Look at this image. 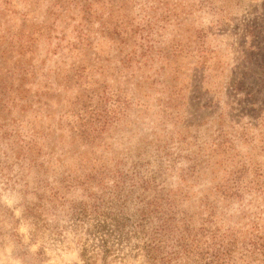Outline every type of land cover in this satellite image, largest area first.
<instances>
[{
	"label": "rangeland",
	"instance_id": "1",
	"mask_svg": "<svg viewBox=\"0 0 264 264\" xmlns=\"http://www.w3.org/2000/svg\"><path fill=\"white\" fill-rule=\"evenodd\" d=\"M11 1L1 34L47 27L22 58L34 69L24 98L0 111V264H146L145 239L123 238L115 223L129 217L134 233L139 199L156 193L176 197L197 227L214 206L220 226L245 230L264 216V189L228 206L220 192L264 168V0H132L136 23L149 25V55L104 35L95 14L92 46L83 45L71 1ZM78 1L108 13L104 0ZM82 61L99 68L88 64L79 86L68 69ZM244 209L249 219L236 217Z\"/></svg>",
	"mask_w": 264,
	"mask_h": 264
},
{
	"label": "trees",
	"instance_id": "2",
	"mask_svg": "<svg viewBox=\"0 0 264 264\" xmlns=\"http://www.w3.org/2000/svg\"><path fill=\"white\" fill-rule=\"evenodd\" d=\"M69 1L74 4L76 3L81 12L80 23L78 22L79 24L77 23L74 25L76 37H78L79 42H82L83 45L85 43V46H92L93 42L91 41L90 33L93 23L92 16L95 14L102 20L101 24L103 27L101 32H103L104 35H106L107 32V36L110 38H114L115 36L117 42L120 44L129 42L134 47L135 52H138L137 42H140L139 47H146V49H148V55L152 52L153 46L150 44L151 40L144 32L149 25L146 23V26H140L136 23L129 9L132 0H104L102 9L108 11V13L104 11L103 13L102 11L98 12V8L92 10V5L85 6L84 3L78 0H66L61 3L65 5ZM5 2L6 6L0 8L1 15L5 14L6 9L12 7L11 0H5ZM158 3H160V1H158ZM48 10L50 15L54 13L53 8H49ZM154 11L155 10H153V12ZM102 14L106 15V18H103ZM27 16L28 13L25 12L23 14L24 19H26ZM81 20L83 21L81 22ZM162 20H168V15H162ZM84 23H86L89 29L82 25ZM31 25L33 26V24ZM46 27L47 24L36 25V27H34L35 30L31 32V34L26 32L24 27L20 28V31L15 32L11 30V28H8L5 30L4 34H1L0 31V58H3L2 60L4 62L7 60L8 53L16 54L12 55L14 63H8L5 66L0 65V111L7 107L17 108L19 106V100L24 98L27 92L24 85L29 81L28 75L30 73L33 74L34 69L32 65L29 66L32 57L26 59L28 66L23 64L22 58L26 52L34 53V44L37 40L34 33L40 35L44 33ZM0 28H2L1 23ZM138 37L142 40H139ZM6 43H8V45ZM76 48L77 46L73 47L72 43L71 48H69L71 57L73 55L76 56L78 52H76ZM160 53L163 55L162 50H160ZM86 54L88 55L89 51H87ZM131 60L130 57L127 61ZM147 63L148 60H145L144 64L147 65ZM88 64L90 63L83 61L78 64L73 62L71 63V68L68 69L69 71L72 70V77L79 86L87 81L84 79H87ZM90 66L91 68H99V66H94L92 64H90ZM140 68L141 67H139V69ZM57 72H59V69ZM14 76L20 80L18 86L15 84ZM44 87L50 89L52 86L45 82ZM45 92L47 91L45 90ZM106 99H109V97L106 96ZM78 100H80V96ZM98 110L99 109H95L96 112H94V115L98 114ZM99 112L104 115L106 110L101 109ZM2 113L3 112H1L0 115H2ZM107 122H104L100 128L97 127L96 129H105ZM37 134L38 131L32 129L29 141L25 138H23L24 140L22 141H25V145L30 147L35 143V136ZM11 135V133L5 132L6 137ZM20 137H25V135L21 132ZM255 172L257 179L255 178L244 183L243 179H241L242 175L240 174L233 178L234 181L232 185L226 186L220 190V192H222V197L227 202V206L230 202L235 200L244 202L247 193L249 194L255 190L261 192L264 189V168H258ZM234 184H236V186ZM118 194L119 193H117V195ZM156 194L157 195L151 199H146L143 196L139 199L138 208H136V211L132 214L135 219V224L132 225L134 233L126 230L128 225L127 221H130L129 217H127L126 222L117 218L115 223L116 230L123 235V238L125 236L131 238L134 234L136 237L145 239L141 250L143 251L146 264H264V230H262V228H264V216H260L261 210L255 212L254 218L245 222L248 224V228L244 230L243 226L237 227L235 224V222H241L240 220L234 222L236 227L233 225L225 227L216 224L217 219H214L216 208L214 206L210 210L208 216H202V224L197 227V225L194 224V215L177 208L176 197L169 193L166 195H163V193ZM249 203H251L252 206V204H255V201L252 202L251 199ZM100 207L99 204H95L94 210L96 211ZM84 211L85 210H83V212ZM248 211L249 210L244 209V211H240V214L236 217L249 219ZM76 212L77 211H75V214ZM228 216H230V220L234 217L231 215ZM240 239L242 240L241 243L238 242Z\"/></svg>",
	"mask_w": 264,
	"mask_h": 264
}]
</instances>
